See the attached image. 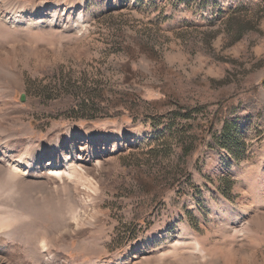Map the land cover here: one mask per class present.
I'll return each instance as SVG.
<instances>
[{
    "label": "rangeland",
    "instance_id": "1",
    "mask_svg": "<svg viewBox=\"0 0 264 264\" xmlns=\"http://www.w3.org/2000/svg\"><path fill=\"white\" fill-rule=\"evenodd\" d=\"M16 1L83 18L67 33L71 11L40 29L0 17V264H264V0ZM134 102L204 107V127L222 103L235 143L206 135L169 189L177 142ZM71 156L78 196L39 175ZM19 159L31 175L8 168Z\"/></svg>",
    "mask_w": 264,
    "mask_h": 264
},
{
    "label": "trees",
    "instance_id": "2",
    "mask_svg": "<svg viewBox=\"0 0 264 264\" xmlns=\"http://www.w3.org/2000/svg\"><path fill=\"white\" fill-rule=\"evenodd\" d=\"M232 14L235 15L236 13ZM247 26V24H244L242 28H245ZM173 107L174 108L172 110H168L163 113H157L152 111L147 112L148 110L141 112L139 110L138 105H136V103L134 102L133 104H130L127 108H125L126 112H128L129 115L143 116L144 118L150 120L151 124L155 128L163 127L162 133L168 134L167 139L170 141L177 142L178 154H176L175 161L176 169H174V167V170L172 169L173 171H171L169 174H165L164 181L160 183L164 184L165 186H169V189L174 188L182 180L186 181L189 178L187 174V169L185 168L187 157L194 150H196L200 144L204 143L203 140L206 135L209 136V142L206 144V146L211 150L218 151L220 149L227 148L228 146H230L228 144L235 143L232 135V130L228 127L229 123L227 122L229 115H231L232 113L234 114V112H229L226 114V116L224 115L220 117L219 114L224 111L221 110L222 103H219L215 106L218 110L214 111V122L213 124H207L206 127L201 126V124H194L197 121L196 118L198 116L204 118V116L207 114L205 112L204 107L187 105L180 106L178 103H174ZM225 112L227 111H224V113ZM233 114L231 116H233ZM118 115L122 114L118 113ZM112 117L113 116H111L110 118ZM194 125L198 126L194 127ZM215 125L221 126L222 134L220 136H217V130L215 129ZM230 125L233 126L232 124ZM162 133H160L158 139L154 140L160 141V139L163 138V136H161ZM149 155L156 158L160 154L157 153L155 150H151L149 152ZM153 182L157 183L155 181V178Z\"/></svg>",
    "mask_w": 264,
    "mask_h": 264
},
{
    "label": "bare ground",
    "instance_id": "3",
    "mask_svg": "<svg viewBox=\"0 0 264 264\" xmlns=\"http://www.w3.org/2000/svg\"><path fill=\"white\" fill-rule=\"evenodd\" d=\"M5 10L0 14L1 19L4 21V23L8 24L10 27H26V28H35L40 29L43 27H56L59 26V18L56 16L59 12L62 14L68 13L71 11L74 15H76L77 19L73 22V28L71 25L69 26L70 21L66 22L64 25H60L59 28H62L63 31L67 33H73L74 31H78L82 26V13L79 11L81 4L76 9H73L71 7H64L62 9L54 8L53 5L47 6V9L45 10L43 5L37 4L35 5V8L30 9H21L18 11L19 5L16 0H7L5 3ZM3 7V6H2ZM83 7V4H82ZM69 8V9H68ZM2 10V8H1ZM36 10V13H35ZM63 16V15H62ZM36 162V160H34ZM36 163H33V160L31 163H27L22 159H19L17 161H11L9 163L10 169H12L14 172L20 174V175H31L32 170L34 168ZM82 161L76 159V157L71 156L70 158H65L62 166H56L52 167V165L45 170L42 174L39 173L41 177H44L46 179H52V178H63L65 179V183H70L73 187L74 194L78 196V186H79V180L82 179L85 181L84 178H81V176L78 174V171L82 167ZM79 168V169H78ZM38 175V174H36ZM89 184H86L88 189H91L92 191L96 192L97 187L92 185V182L89 180H86ZM57 184V183H56ZM81 189V188H80ZM85 199V198H84ZM91 200V199H90ZM93 201V199H92ZM90 202V201H89ZM88 202V203H89ZM94 202V201H93ZM92 202V203H93ZM91 203V204H92ZM90 204V203H89ZM94 204V203H93ZM92 204V206H93ZM87 205V204H86ZM91 206V205H90ZM88 207V206H86ZM90 208V207H89ZM91 209V208H90ZM86 210V209H85ZM92 215V214H91ZM94 216V215H93ZM94 220V219H93ZM98 222V220H97ZM74 223V222H73ZM72 231L74 233H79L81 231V227L77 224L72 225ZM42 250L44 253H46L47 247L43 242ZM52 260L51 257H48L46 259V263L50 264V261ZM53 262V261H51Z\"/></svg>",
    "mask_w": 264,
    "mask_h": 264
},
{
    "label": "water",
    "instance_id": "4",
    "mask_svg": "<svg viewBox=\"0 0 264 264\" xmlns=\"http://www.w3.org/2000/svg\"><path fill=\"white\" fill-rule=\"evenodd\" d=\"M20 101H21V102H23V101H24L23 97H21Z\"/></svg>",
    "mask_w": 264,
    "mask_h": 264
}]
</instances>
